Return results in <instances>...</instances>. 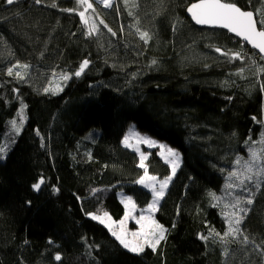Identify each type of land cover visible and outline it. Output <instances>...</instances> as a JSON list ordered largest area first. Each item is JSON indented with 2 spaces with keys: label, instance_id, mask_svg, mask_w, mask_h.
Returning a JSON list of instances; mask_svg holds the SVG:
<instances>
[{
  "label": "trees",
  "instance_id": "obj_1",
  "mask_svg": "<svg viewBox=\"0 0 264 264\" xmlns=\"http://www.w3.org/2000/svg\"><path fill=\"white\" fill-rule=\"evenodd\" d=\"M87 1L0 0V264H264V177L234 231L222 208L264 141V59L196 27L203 0ZM222 1L264 29V0ZM133 124L182 155L156 215L167 239L138 254L90 218L121 220L122 193L147 207L144 175L171 174L124 146Z\"/></svg>",
  "mask_w": 264,
  "mask_h": 264
},
{
  "label": "rangeland",
  "instance_id": "obj_2",
  "mask_svg": "<svg viewBox=\"0 0 264 264\" xmlns=\"http://www.w3.org/2000/svg\"><path fill=\"white\" fill-rule=\"evenodd\" d=\"M79 1L81 4L86 3L88 10L90 7L88 1ZM87 10L85 9V12L81 14L83 22L96 27L95 22L91 18L88 19ZM63 83L64 77L53 78L50 88L53 92H59ZM124 146L139 155L142 168L146 167L148 151L158 150L161 159L170 166L171 174L165 179L148 173L144 175L140 184L153 194V199L147 207L139 208L133 197L122 193L120 199L126 212L121 220H115L109 213L93 214L90 218L111 230L117 240L130 252L143 253L147 248L157 250L167 239V231L157 221L156 215L170 184L182 165V155L167 143L140 132L136 124L129 128L124 139ZM263 153L264 141H261L260 145L252 148L249 159L238 158L236 169L229 177L230 192L223 200L222 208L225 211L224 216L227 222H230L231 231H234L232 224L237 223L241 217L243 204L248 202L246 200L252 194V190L260 184L264 177Z\"/></svg>",
  "mask_w": 264,
  "mask_h": 264
},
{
  "label": "water",
  "instance_id": "obj_3",
  "mask_svg": "<svg viewBox=\"0 0 264 264\" xmlns=\"http://www.w3.org/2000/svg\"><path fill=\"white\" fill-rule=\"evenodd\" d=\"M186 14L196 27L225 31L264 59V29L255 12L222 0H203L191 4Z\"/></svg>",
  "mask_w": 264,
  "mask_h": 264
},
{
  "label": "bare ground",
  "instance_id": "obj_4",
  "mask_svg": "<svg viewBox=\"0 0 264 264\" xmlns=\"http://www.w3.org/2000/svg\"><path fill=\"white\" fill-rule=\"evenodd\" d=\"M100 4H102L104 7L110 8L112 7L115 3V0H96Z\"/></svg>",
  "mask_w": 264,
  "mask_h": 264
}]
</instances>
